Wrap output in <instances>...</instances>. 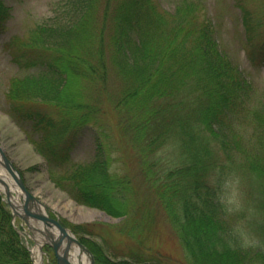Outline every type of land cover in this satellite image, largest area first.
Segmentation results:
<instances>
[{"label": "trees", "instance_id": "16d2710c", "mask_svg": "<svg viewBox=\"0 0 264 264\" xmlns=\"http://www.w3.org/2000/svg\"><path fill=\"white\" fill-rule=\"evenodd\" d=\"M61 1V17L3 43L30 70L9 80L8 115L26 126L49 180L79 205L128 217L137 189L110 165L112 152L133 153L195 264H264V99L251 100V83L220 51L201 2L180 0L168 11L156 0ZM241 14L247 31L248 12ZM11 17L0 0V36ZM87 133L92 157L73 161ZM166 147L171 162L160 167ZM235 177L245 210L229 216L218 200ZM241 220L257 247L232 236ZM11 221L0 194V264H32ZM78 238L95 264H131Z\"/></svg>", "mask_w": 264, "mask_h": 264}, {"label": "rangeland", "instance_id": "374dc122", "mask_svg": "<svg viewBox=\"0 0 264 264\" xmlns=\"http://www.w3.org/2000/svg\"><path fill=\"white\" fill-rule=\"evenodd\" d=\"M6 1L11 7L12 17L7 23V30L0 36V144L23 172L30 192L50 210V217L75 236L77 234L88 242L99 244L102 256L111 261H128L131 264H195V257L190 255L170 215L159 204L155 189H148L144 183L133 153L131 155L124 150L112 152L110 165L118 174L132 179L137 189L138 202L128 217H112L100 210L79 205L49 180L44 159L27 138L26 126L18 124L8 115L4 93L9 87V80L24 76L30 70L17 67L10 60L3 43L13 34H32L36 23H42L48 18L58 19L63 14V4L61 0ZM156 1L163 9L172 11L180 0ZM199 1L202 14L215 25L220 51L251 83V100L264 99V62L261 58L264 53V0ZM241 9L248 12L247 31L241 22ZM165 149L168 148L161 149L158 154L160 167L162 164H170V156L173 155L169 149L166 153ZM92 154V138L87 133L75 142L71 156L73 161L87 162ZM230 185L231 182L223 184L221 199L229 194ZM0 194L5 201L3 194ZM14 223L23 232L28 231L19 218H14ZM21 236L27 249H34L37 258L39 253L35 242L26 235ZM42 252L40 264H56L50 246L44 245Z\"/></svg>", "mask_w": 264, "mask_h": 264}, {"label": "water", "instance_id": "95a60500", "mask_svg": "<svg viewBox=\"0 0 264 264\" xmlns=\"http://www.w3.org/2000/svg\"><path fill=\"white\" fill-rule=\"evenodd\" d=\"M0 191L5 197L13 218H20L29 230L30 237L38 243L42 253V245L52 248L56 264H74L70 259L72 247L77 249V264H81V256L88 258L93 264L90 251L56 219L49 216L47 207L32 194L21 175L20 170L9 158L6 149L0 145ZM70 203V201H69ZM18 231V229L16 228Z\"/></svg>", "mask_w": 264, "mask_h": 264}, {"label": "clouds", "instance_id": "9594fccd", "mask_svg": "<svg viewBox=\"0 0 264 264\" xmlns=\"http://www.w3.org/2000/svg\"><path fill=\"white\" fill-rule=\"evenodd\" d=\"M218 202L222 204L224 212L229 216L240 215L244 212V197L239 177H235L231 182L229 194ZM231 234L240 241L241 247L245 249L255 248L259 245L256 238L248 232L244 220L239 221L232 229Z\"/></svg>", "mask_w": 264, "mask_h": 264}, {"label": "bare ground", "instance_id": "6f19581e", "mask_svg": "<svg viewBox=\"0 0 264 264\" xmlns=\"http://www.w3.org/2000/svg\"><path fill=\"white\" fill-rule=\"evenodd\" d=\"M78 212H80L79 210H78ZM88 216H89V214H88ZM91 216V215H90ZM36 238H37V240H38V243L41 241V239H40V237L39 236H36ZM75 253H74V255H72V257L73 258H75ZM72 258V259H73ZM37 260H36V263L35 264H40V257L37 255V258H36ZM75 260V259H74ZM84 264H87V261H86V259L84 260Z\"/></svg>", "mask_w": 264, "mask_h": 264}]
</instances>
